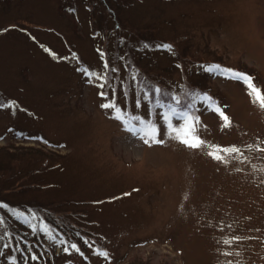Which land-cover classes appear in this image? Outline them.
Segmentation results:
<instances>
[{"label":"rangeland","instance_id":"374dc122","mask_svg":"<svg viewBox=\"0 0 264 264\" xmlns=\"http://www.w3.org/2000/svg\"><path fill=\"white\" fill-rule=\"evenodd\" d=\"M210 64L264 90V0H0V264H264V110ZM141 82L207 93L232 123L197 102L207 146H146L100 107L145 115Z\"/></svg>","mask_w":264,"mask_h":264},{"label":"snow or ice","instance_id":"6c2138e0","mask_svg":"<svg viewBox=\"0 0 264 264\" xmlns=\"http://www.w3.org/2000/svg\"><path fill=\"white\" fill-rule=\"evenodd\" d=\"M164 48H170V45H163ZM103 56V53H101ZM78 71L82 75L86 76L89 82L99 81L96 87L102 91L98 92V95L103 99H108V92L103 91V89L110 87V77L104 73L109 71V65L104 64V73H97L95 71H89L87 68H78ZM204 71L209 72L216 76H223L225 79L238 80L243 83L246 87L247 94L249 95L251 101L257 104L262 110H264V90L259 88L254 83V78L244 72H240L234 69L223 67L219 64H210L203 68ZM111 72H117L118 69L111 68ZM136 77H133L135 80ZM144 89H147L145 91ZM150 93L152 95H150ZM112 96H115V88H112ZM187 99H184V98ZM144 101L146 104V114L141 116L136 113L129 114L124 108L117 106L114 102L109 100V102L101 103L100 107L102 109H108L114 113L113 119L119 121L127 133L130 136L135 137L142 141L146 146L163 145L165 140L161 138V135L167 136V138L175 140L176 142L182 144L183 146L191 149H200L203 146H207V142L201 138L199 135V128L201 125L200 117L197 115L199 109L197 108V102L202 105L208 111L215 112L220 120L222 121V128L230 127L232 121L229 116L224 112L223 108L207 93L203 92H188L183 93V97L180 95H174L168 92H164L159 87H153L147 82H141V92L135 94L134 102L135 107L139 109L142 105L141 102ZM15 106L14 101H3L0 98V108H11ZM155 112L160 118V126L157 122L153 120L152 114ZM214 151H209V155L212 159L227 163L225 159L226 156H230L234 153H241V149L235 145L229 147H220L217 145H211ZM253 147L252 145L248 146ZM264 151V149H259ZM239 171V169H237ZM4 207V205H0ZM17 216H22V213L15 212ZM26 220L34 219V217H26ZM229 227H231L229 225ZM35 231V227H33ZM39 231L44 233L49 240H55L56 237L52 234L50 228L46 227L42 223L39 225ZM3 235H7L5 232ZM3 236H0V240ZM244 239L242 237H232L231 240H224L226 245H231L233 241H239ZM87 243V241H86ZM60 245H65L63 251L68 253L70 249L72 251L79 252V248L76 243L66 244L64 240L59 241ZM10 242L4 244V248L10 247ZM91 246V245H89ZM17 250L19 251V245H17ZM97 255L108 257L107 252L100 250H94ZM232 252H224L223 255L229 256L233 255ZM238 254V253H236ZM38 257L35 254L31 255V260L36 261ZM14 264V261H13ZM227 264H233L232 261H228Z\"/></svg>","mask_w":264,"mask_h":264},{"label":"trees","instance_id":"16d2710c","mask_svg":"<svg viewBox=\"0 0 264 264\" xmlns=\"http://www.w3.org/2000/svg\"><path fill=\"white\" fill-rule=\"evenodd\" d=\"M145 91H147V89H145ZM26 244L23 246V249L25 248Z\"/></svg>","mask_w":264,"mask_h":264}]
</instances>
